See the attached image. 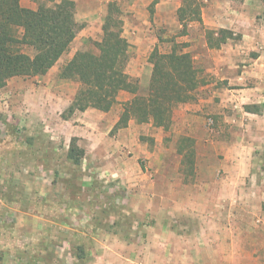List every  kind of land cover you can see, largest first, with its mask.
<instances>
[{
    "label": "rangeland",
    "instance_id": "374dc122",
    "mask_svg": "<svg viewBox=\"0 0 264 264\" xmlns=\"http://www.w3.org/2000/svg\"><path fill=\"white\" fill-rule=\"evenodd\" d=\"M42 1L54 4L20 3ZM73 1L84 27L69 51L0 89V264H85L97 234L130 226L150 236L151 264H264V0ZM112 4L130 87L109 111L65 120L80 84L60 72L80 51L100 53L92 42ZM156 49L188 55L196 87L169 97V128L134 118L122 127L127 103L152 94ZM73 138L81 165L67 158Z\"/></svg>",
    "mask_w": 264,
    "mask_h": 264
},
{
    "label": "trees",
    "instance_id": "16d2710c",
    "mask_svg": "<svg viewBox=\"0 0 264 264\" xmlns=\"http://www.w3.org/2000/svg\"><path fill=\"white\" fill-rule=\"evenodd\" d=\"M53 2L51 6L46 1L39 2L37 9L32 10L22 7L20 0H0V89L14 77L44 75L69 51L83 29L76 20L73 0ZM186 4L192 8V3ZM193 13L201 12L192 8ZM92 43L99 49V54L80 51L60 72L61 78L80 84L74 100L62 115L65 120L77 111L84 112L89 108L109 111L117 93L130 87L124 74L128 41L123 37V22L115 17L113 4L105 19L102 41ZM150 61L154 65L150 82L152 94L135 96L127 103L119 123L122 127L134 118L139 123L152 120L158 127L169 128L175 105L169 97L196 87V72L188 55L176 52L162 55L156 49ZM245 109L259 113L251 106ZM84 156L85 150L73 138L67 158L73 164L81 165Z\"/></svg>",
    "mask_w": 264,
    "mask_h": 264
},
{
    "label": "crops",
    "instance_id": "0c3cea01",
    "mask_svg": "<svg viewBox=\"0 0 264 264\" xmlns=\"http://www.w3.org/2000/svg\"><path fill=\"white\" fill-rule=\"evenodd\" d=\"M34 8V7H30ZM250 113V112H249ZM232 177L231 171L229 172ZM227 175V177H228ZM140 199L150 203L151 212H156L159 206H156L152 200L153 197L145 192L140 193ZM264 221V219H263ZM136 228V230H135ZM125 236L119 233H111L106 230L97 234L91 241L88 249V256L85 264H151L152 258L156 257V252L152 248L150 236L144 237L141 241L137 233V227L130 226ZM152 228L143 226L144 233ZM156 232L158 228H153ZM129 233V235H128ZM150 235V234H148Z\"/></svg>",
    "mask_w": 264,
    "mask_h": 264
}]
</instances>
